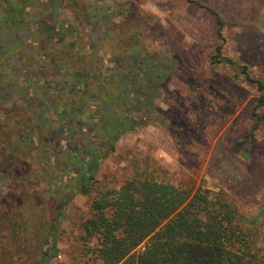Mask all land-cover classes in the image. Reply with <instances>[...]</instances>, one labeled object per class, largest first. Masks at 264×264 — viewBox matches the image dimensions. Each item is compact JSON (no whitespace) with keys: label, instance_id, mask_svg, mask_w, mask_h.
Segmentation results:
<instances>
[{"label":"trees","instance_id":"1","mask_svg":"<svg viewBox=\"0 0 264 264\" xmlns=\"http://www.w3.org/2000/svg\"><path fill=\"white\" fill-rule=\"evenodd\" d=\"M204 8L223 40V21ZM90 11L80 0H0V264H52L69 204L96 186V171L119 138L139 128L136 112L151 78L167 74L158 60L138 63L135 31L119 35L121 55L112 58L111 18L124 9L95 13L102 27L95 41L83 22ZM220 62L237 66L264 105L261 80L227 57ZM11 93L20 106L7 105ZM137 164L119 187L98 189L78 225L90 260L264 264V212L246 218L222 195L175 185Z\"/></svg>","mask_w":264,"mask_h":264},{"label":"rangeland","instance_id":"2","mask_svg":"<svg viewBox=\"0 0 264 264\" xmlns=\"http://www.w3.org/2000/svg\"><path fill=\"white\" fill-rule=\"evenodd\" d=\"M193 1L203 7L185 0H80L92 11L83 20L94 28L91 41L102 29L95 13L124 9L123 17L111 18L117 29L111 31L112 58L121 55L119 35L135 31L138 63L158 60L167 74L151 78L136 112L139 128L119 138L96 171V186L69 204L58 224L59 252L52 264L98 263L80 242L78 225L90 215L98 189L122 185L137 163L139 169L154 167L167 182L222 195L246 218L264 212V105H258L260 93L237 66L220 62L227 57L246 66L251 77L264 83V0ZM204 7L223 21V40ZM221 44L219 62H212ZM112 72L116 78L122 73L116 67ZM4 100L20 106L14 93Z\"/></svg>","mask_w":264,"mask_h":264}]
</instances>
